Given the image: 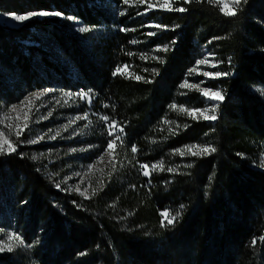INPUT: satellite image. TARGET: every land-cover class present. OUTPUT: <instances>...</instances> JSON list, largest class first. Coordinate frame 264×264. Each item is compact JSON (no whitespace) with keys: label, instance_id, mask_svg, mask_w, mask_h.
Instances as JSON below:
<instances>
[{"label":"trees","instance_id":"obj_1","mask_svg":"<svg viewBox=\"0 0 264 264\" xmlns=\"http://www.w3.org/2000/svg\"><path fill=\"white\" fill-rule=\"evenodd\" d=\"M176 7L186 11L140 16L123 0H0V13H63L20 27L0 22V103L55 89L72 94L58 100L66 105L92 91L94 110L123 128L117 144L128 152L89 198L67 195L29 154L1 159L0 218H11L15 199L31 258L0 255V264H264V102L252 91L264 88V0H247L234 17L208 0ZM67 16L92 31H74ZM152 23L161 27L146 28ZM205 50L231 73L212 83L225 101L214 122L179 118L170 106L187 101L180 87ZM117 66L123 75H113ZM191 102L205 107L199 96ZM189 145L216 151L180 155ZM161 162L149 176L133 169ZM164 212L179 213L166 228Z\"/></svg>","mask_w":264,"mask_h":264},{"label":"rangeland","instance_id":"obj_2","mask_svg":"<svg viewBox=\"0 0 264 264\" xmlns=\"http://www.w3.org/2000/svg\"><path fill=\"white\" fill-rule=\"evenodd\" d=\"M176 2L177 0H171L172 8ZM149 3L154 7L149 9ZM163 3L164 0H146L144 4L131 2L127 5L123 3V6L133 9H143L139 14L142 16L150 12L166 10L161 7ZM226 3L231 7H234L231 5V0H226ZM104 6L109 7L110 3L106 1ZM111 9L117 16H121V10L118 7L112 5ZM10 14L16 13H0V22L11 27H20L27 22L25 21L21 23L15 21L11 18ZM70 22L75 26L74 31H78L77 29L83 26L79 20ZM155 24L156 23H152L151 25ZM202 54L203 55L196 61L195 66L188 71V75H186L185 81H187L188 85L191 87H180L181 90L179 96L186 98L187 101L184 103L176 101L173 104L176 105V108L171 109V111L179 115V118L180 116L184 117V115L191 117L186 112L181 111L182 108L189 110L197 109L195 106L196 103H193L194 100L191 102L192 98H197L199 96V98L204 100L205 107L202 109L212 108L214 104L219 103V108L215 110L217 117L219 115L220 106L225 101V93L222 88L213 87L212 83L227 78V76L213 78L202 75L204 72H222V62L217 60L215 55L211 53L208 54L206 50ZM202 59L207 60L208 63L198 65L197 62ZM212 64H215L216 66L212 67ZM200 88L220 91L224 98L219 102L209 100L201 94L199 91ZM51 90L52 91L50 92L47 90L40 91L46 92V95L40 96L39 98L32 97L29 102L25 103L23 108H18L16 112H11V107L13 105H20L25 98H20L17 103L14 104L0 103V132L3 133V136L0 137V139L7 137L15 144L16 152L10 155L18 154V152H23V156L29 154L36 161L37 166L48 169L49 176L53 183H55L56 186L59 185L58 188L65 190L67 195L70 196L71 194H74L78 197L89 198V191L92 190L94 184H97L100 175L103 174L104 178V176L107 175L105 170H110V172L114 170L118 160L126 158L127 156L125 153L128 152H125V146H118V140L113 149H108L107 152L105 151L109 140L115 139V136L108 135V124H111V122L108 121L106 123L101 119L104 115H98L96 110H94L93 102L95 103L96 96L92 91H82L90 94L91 103H89L88 100L81 99L80 96L75 95L71 103L59 105L58 100L62 98L69 100L72 96H66L64 95L65 93H60L61 91L55 89ZM252 91L264 102L263 87H255ZM5 113H8L7 118H5ZM49 113H51V115H49ZM85 114H87V119H83ZM208 114L211 115L213 113L209 112ZM45 117L47 118L45 119ZM77 117H81V119H76ZM179 118H176L174 123H178ZM199 119L203 118L201 117ZM25 122L28 124V127L24 128L23 133L17 139L15 134L17 131V125L22 127ZM66 125L68 127L65 130ZM119 129L120 127L115 123V127L112 131L120 136ZM57 132H59V135H57ZM53 136H55V139L51 138ZM30 140H37V142L29 143L28 141ZM5 147L7 146L5 145ZM72 149H76V151H72ZM10 155L0 156V160L5 159ZM133 169L143 173L140 163L137 166H133ZM145 170L152 173L153 167H149ZM14 203L16 209L13 210L14 212H12L13 214H11V218L7 215H3L0 218V239L2 240H6V234L9 232H16L21 236V228H18V224H16L18 222L17 211L20 209V206H18L15 199ZM13 216L16 218L13 219ZM7 254L14 255L15 257L23 254L28 256V252L25 251L23 245L15 248L12 252L0 253V255ZM29 256L28 257L31 258V253H29Z\"/></svg>","mask_w":264,"mask_h":264},{"label":"snow or ice","instance_id":"obj_3","mask_svg":"<svg viewBox=\"0 0 264 264\" xmlns=\"http://www.w3.org/2000/svg\"><path fill=\"white\" fill-rule=\"evenodd\" d=\"M131 2H135L137 4H144L146 2V0H123L124 4H130ZM185 3H191L192 0H184ZM197 2H200V0H197ZM208 2L210 4H215L220 6L219 10L224 13L227 16L230 17H234L238 14L239 10H242L241 5L242 3L246 4L247 0H231V5H233L234 7H231L228 3H226V0H208ZM152 7H154L151 3L148 4V8L151 9ZM161 7H163L166 10H174L177 12H184L186 11L185 7H176L175 9L172 8L171 5V0H164L163 5H161ZM124 12H121L120 15H124ZM11 18L14 19L15 21L18 22H25L28 21L34 17H46V16H57V17H62L63 13L59 12V11H44V10H40V11H30L27 12L25 14H10ZM66 19L70 20V21H78V18L73 17V16H67ZM146 27H155V28H160L161 25H146ZM79 32L81 33H87L92 31L91 27L88 26H81L77 29ZM121 31H127L128 29H124L121 28ZM146 35L148 36H154L156 35L155 32H148L146 33ZM136 41H133V43H135ZM174 43V42H173ZM157 51H164L167 52L168 51V46L165 45L163 48H158ZM131 54V53H130ZM147 57L142 56L141 59H146ZM153 59H160L159 57H153ZM198 65H204L206 63H208L207 60H200L197 62ZM215 64H212V67H215ZM124 68L126 69L127 66H124ZM147 71V70H146ZM153 72L155 71V69L152 70ZM123 75L124 71H122V69L117 66L113 72V75ZM231 73H222V72H216V73H209V72H204L202 73V75L204 76H209V77H219V76H227L230 75ZM136 80H141L144 79L141 76H135L132 77ZM149 82V81H146ZM185 86H189L188 82L185 81L184 84L181 85V87H185ZM191 87V86H189ZM48 92L52 91L51 89L47 90ZM199 91L201 92V94L205 97H207L209 100H213V101H222L223 100V95L221 94L220 91H213L211 89H207V88H200ZM46 95V92H33L31 93L29 96L25 97V100L21 102L20 105H13L10 109L11 112H16L18 108H23L26 102H29L31 100L32 97H36L39 98L40 96ZM64 95L66 96H70L72 94L70 93H65ZM75 95L80 96L81 99H86L88 100L89 103H91V96L89 93L87 92H80V93H76ZM105 107H107V105H105ZM170 107H172L173 109L176 108V105H171ZM219 108V103H216L212 106V108H208V109H186V108H182L181 111L186 112L189 116H191L192 119H199V118H203L204 120H208V121H215L218 117L215 114V110ZM212 112L213 114L209 115L208 113ZM49 115H51V113H49ZM8 117V113H5V118ZM47 117H45L46 119ZM76 119H81V117H77ZM83 119H87V114H85V116L83 117ZM102 120H104L106 123L109 121V117L108 116H103L101 117ZM28 124L25 122L23 124V126H19L17 125V131H16V137L17 139L19 138V136L23 133L24 128H27ZM68 126H65V130ZM115 127V121H112L111 124H108V135L109 136H115V139L109 140L108 144H107V149L105 150L107 152L108 149H113L115 143L117 140L120 139V136L116 133H113L112 129ZM185 127H187V125H185ZM123 132V128L121 127L119 129V133ZM57 135H59V132H57ZM3 136V133L0 132V137ZM42 138V137H41ZM52 139H55V136L51 137ZM29 143H36L37 140H30L28 141ZM5 145L7 147H5ZM72 151H76V149H72ZM131 151L133 153L137 152V148L135 146H132ZM179 152L180 155H185V154H189L191 156H201V155H210L212 152H215L216 149L215 147H212L210 145H189L186 147V149H179L177 150ZM16 152V146L13 143L12 140L8 139L7 137H4L3 139H0V156L3 155H10L12 153ZM260 167L264 168V161L261 162V164L259 165ZM153 169L155 168H159V170L163 171V165L162 162L160 163V165H153L152 166ZM188 167H192V165H188ZM142 169H148L149 165L148 164H143L141 165ZM168 171L172 172L175 171V169H168ZM143 175L144 176H149L150 173L149 171L145 170L143 171ZM57 187H59V185H57ZM83 194V193H82ZM181 208H183V205H181ZM162 215V223H161V227H168L171 226L175 223V221L177 220V217L179 216V213H177L176 215L171 216V218L169 219V213L164 212L161 214ZM164 220H166V223H164ZM37 243H39V241H37ZM253 243H255V241H253ZM24 245V239L18 235L16 232H9L6 234V240H2L0 239V253L3 252H12L15 248H18L20 246ZM29 247H31V245H29Z\"/></svg>","mask_w":264,"mask_h":264}]
</instances>
